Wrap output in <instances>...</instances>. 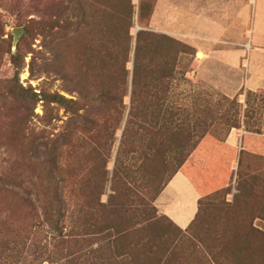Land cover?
Segmentation results:
<instances>
[{"label": "trees", "instance_id": "1", "mask_svg": "<svg viewBox=\"0 0 264 264\" xmlns=\"http://www.w3.org/2000/svg\"><path fill=\"white\" fill-rule=\"evenodd\" d=\"M144 22L142 0L136 12L132 0L56 1L31 23L41 39L28 70L34 79L45 74L38 89L19 81L27 53H5L14 76L3 82L11 132L0 139L1 261L22 264L9 257L27 252L48 264H264V230L253 225L264 223V174H243L241 157L237 193L217 205L221 228L210 243L200 241L197 261L176 252L178 241L163 226L170 220L154 203L197 149L189 105L177 108L174 88L177 79L188 82L192 49ZM252 98L248 91L242 113L236 99H226L227 135L240 128L241 115L245 121ZM242 131L244 148L246 133L256 134L263 144L253 149L263 156L261 133ZM200 194L193 223L202 200L215 198ZM42 235L47 244L39 250Z\"/></svg>", "mask_w": 264, "mask_h": 264}, {"label": "rangeland", "instance_id": "2", "mask_svg": "<svg viewBox=\"0 0 264 264\" xmlns=\"http://www.w3.org/2000/svg\"><path fill=\"white\" fill-rule=\"evenodd\" d=\"M56 1L58 0H0V38L6 42L3 45L0 43V54L3 55L0 62V139L11 132V129H7L10 118L2 116L5 109L10 108L3 100L6 92L3 82L14 76L10 55L5 53L8 52V48H11L12 54L27 53L24 58L25 68L19 75V81L24 87L30 85L38 89L42 86L45 74L37 73L34 79L30 77L28 70L32 55L29 52L36 51L41 39L34 37V27L31 23L39 16L45 19V16L52 12V5ZM139 1L132 0L135 12ZM142 1L145 6L144 25L148 31L167 35L192 49L187 71L188 82L178 79L174 81L176 94L179 95L175 105L177 108L185 103L189 105L190 127L196 134L195 140L190 142L195 144L197 149L190 154L182 172L196 188L198 187L197 191L203 194L210 192L215 198L202 200V211L187 232H180L171 221L165 220L163 226L171 231L178 241L176 252L179 255L186 253L185 256L191 254L190 261H193L195 255L197 261L201 257L199 254L202 253L200 241L210 243L211 237L221 228L216 225L218 219L223 217L217 205L232 201L229 196L235 190L239 158L241 157L243 174L250 177L264 174V154L258 156L260 153L253 149V146L263 144L260 138H257L256 134L246 133L244 137H250V143L246 144V148L241 138L244 134L242 129L259 131L261 135L258 136L264 138V91L254 93L256 98H252L254 100L250 102L245 121L241 115L239 129H232L227 135L224 124V118L231 107L226 99H236L242 113L245 110L248 92L245 87L247 77L250 79L252 76L262 74L264 53L262 52L261 59L256 58L259 51L255 48L256 46L264 48V0H255V3L253 0ZM137 27L135 24L132 29L133 35ZM15 34H18L17 39ZM42 64L43 60H38L34 69ZM186 64L187 61L182 59L178 69L182 71ZM257 68L260 69V74H254L258 71ZM254 69L256 70L253 71ZM260 82H264L263 78ZM54 89H60V84L57 83ZM128 101L127 98L126 103ZM41 112V107H37L35 113L41 115ZM241 121L245 122L243 128ZM229 135L232 137L229 138ZM225 141H229L232 150L225 146ZM1 153L0 151V167L4 164V156ZM112 167L113 163H110L108 165L110 172ZM135 193H138L136 188ZM106 200L107 197L103 196L102 202L105 203ZM159 215L163 216L161 213ZM176 219L180 222V218ZM253 225L264 230V223L260 220L254 221ZM38 239L41 243L37 247L41 250L47 244V240L43 235ZM42 259L33 260L27 252L17 260L9 257V261L13 263L22 261V264H48L42 262ZM0 264L7 263L0 260Z\"/></svg>", "mask_w": 264, "mask_h": 264}, {"label": "crops", "instance_id": "3", "mask_svg": "<svg viewBox=\"0 0 264 264\" xmlns=\"http://www.w3.org/2000/svg\"><path fill=\"white\" fill-rule=\"evenodd\" d=\"M255 3V0L253 1ZM259 44H262L259 42ZM262 46H256L255 50L259 51L256 58L262 57V52L264 53V48ZM256 52L254 55H257ZM260 54V55H259ZM258 69V68H257ZM254 69L253 71H255ZM255 71L254 74H260ZM252 71V72H253ZM262 74L257 75V77L252 76L250 79L247 77L245 87L246 90L257 93L264 91V82H260V79L264 80V66L261 68ZM251 72V73H252ZM232 135H229L231 138ZM225 146L232 150L229 141H225ZM202 198L197 188L194 184L184 175L183 172L177 173L172 180L167 184L164 190L161 192L154 205H156L157 210L167 219H169L175 226L180 230L185 231L188 229L193 221L195 220L198 213V202ZM188 212L190 215L188 216ZM176 218H180V222Z\"/></svg>", "mask_w": 264, "mask_h": 264}, {"label": "water", "instance_id": "4", "mask_svg": "<svg viewBox=\"0 0 264 264\" xmlns=\"http://www.w3.org/2000/svg\"><path fill=\"white\" fill-rule=\"evenodd\" d=\"M139 30V28L137 27L136 28V31L134 32L135 34H136V32ZM17 36H18V34H15V38L17 39ZM16 39H15V41H16ZM129 67H131V65L129 66ZM119 137L121 136V131H120V133L119 134H117Z\"/></svg>", "mask_w": 264, "mask_h": 264}, {"label": "built area", "instance_id": "5", "mask_svg": "<svg viewBox=\"0 0 264 264\" xmlns=\"http://www.w3.org/2000/svg\"><path fill=\"white\" fill-rule=\"evenodd\" d=\"M235 192H236V191L234 190V191H233V193H232V195H231V196H229V197H230V199H231V198H232V196L235 194Z\"/></svg>", "mask_w": 264, "mask_h": 264}, {"label": "bare ground", "instance_id": "6", "mask_svg": "<svg viewBox=\"0 0 264 264\" xmlns=\"http://www.w3.org/2000/svg\"><path fill=\"white\" fill-rule=\"evenodd\" d=\"M253 1H254V0H253ZM199 55H200V54H198V56H199ZM119 133H120V132H119ZM119 133H118V134H119Z\"/></svg>", "mask_w": 264, "mask_h": 264}]
</instances>
